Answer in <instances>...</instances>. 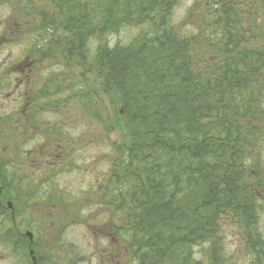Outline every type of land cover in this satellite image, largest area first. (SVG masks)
<instances>
[{"label":"trees","instance_id":"trees-1","mask_svg":"<svg viewBox=\"0 0 264 264\" xmlns=\"http://www.w3.org/2000/svg\"><path fill=\"white\" fill-rule=\"evenodd\" d=\"M181 1L0 4L17 25L36 20L25 53L59 54L79 69L70 97L117 135L98 191L114 216L126 211L123 221L131 222L121 232L129 264H238L216 238L234 222L255 264H264V0H193L192 21L176 25ZM124 28L138 32L110 46V35ZM62 80L43 81L32 104L60 111ZM0 178L6 201L13 183L6 173ZM204 244L205 262L194 251Z\"/></svg>","mask_w":264,"mask_h":264},{"label":"rangeland","instance_id":"rangeland-1","mask_svg":"<svg viewBox=\"0 0 264 264\" xmlns=\"http://www.w3.org/2000/svg\"><path fill=\"white\" fill-rule=\"evenodd\" d=\"M192 6L193 0L181 1L180 7L175 12L176 25H185L192 21L193 16L190 15ZM16 17L8 5L0 4V90H2L0 120L4 121L0 129V173L2 175L6 173L10 182L13 183L12 186H18L8 189L11 194L9 199L31 203L36 197L35 190L45 184L46 187L54 189L59 197L63 195L64 198L68 197L73 202L77 199L78 203L91 206L83 212L81 219L75 217V214H81L76 209L72 210L70 218L69 212L65 213L62 215L63 220H70L68 224L59 225L65 226L61 234L67 244L66 249L75 255L76 264H85L84 259L95 250L96 242H100L103 246L109 244L102 237L111 229L123 232V228L127 231L131 225V222H125L126 217L125 221L123 218L120 219L121 215L127 216L126 211L123 213L121 210L118 215L110 216L107 211L114 212V208L104 202H101V205L97 204L96 201V196L101 194H96L98 191V189L95 190L96 184L104 183L103 179L109 174V161H107L109 148L111 141L117 139V135L106 134V128L93 120L88 113L85 114L70 97V93L78 85V82L74 83L73 80H77L76 73L79 69L66 67L59 54L43 60V56L40 57L37 52H34V56L25 53V49L32 47L35 35L32 28L36 20L21 26L16 24ZM137 32V28H124L110 35L109 44L113 46L127 43ZM95 45L96 41L93 42V46ZM61 76H64L65 80L61 82V88L64 90L60 103L62 109L55 113L52 108L37 107L41 121H30L35 124L28 123L35 116L30 115L35 110L33 102L28 98H32L37 93L35 90L43 81L51 86L52 83L49 81L61 80ZM54 82L53 87H56ZM21 119L25 123L28 121L24 127L19 124ZM55 125L58 126V130H55ZM46 133L54 136L52 141L57 140L55 149H59V144L67 145L68 154L77 161L76 166L69 167L71 170L63 169L65 174L61 175L60 170L56 171L54 161L50 159L41 163L42 157L39 156L38 159V154L34 156L35 158L25 155L29 151H45L48 140ZM6 154H12L11 161H7ZM24 164L26 169L22 168L23 171H20V167ZM2 165L7 167L5 172L1 170ZM37 180L38 184L35 188L25 185L34 184ZM1 181L2 178H0ZM85 185L90 186L91 189H86ZM44 202H47V199ZM120 220L121 224L117 227L115 223ZM259 222L264 236V214H260ZM234 223L224 225L216 237L224 247L226 259L232 263L255 264L254 253L245 248L244 237ZM100 229L105 231L101 233ZM207 250L208 244L196 246L195 257L205 262ZM132 257L131 251L128 252L127 261L124 264H129ZM59 258L61 259V256Z\"/></svg>","mask_w":264,"mask_h":264},{"label":"flooded vegetation","instance_id":"flooded-vegetation-1","mask_svg":"<svg viewBox=\"0 0 264 264\" xmlns=\"http://www.w3.org/2000/svg\"><path fill=\"white\" fill-rule=\"evenodd\" d=\"M262 22L264 23V10H262ZM2 94V92H1ZM31 100V98H28ZM22 100V99H21ZM32 101V100H31ZM35 112H31L34 118L30 121H41L37 107L33 105ZM31 109V108H30ZM27 116V114H25ZM27 122L20 120V125L24 127ZM35 124V123H34ZM37 125V124H36ZM53 139L47 140L45 151L42 152H26L25 155L29 158L36 156L42 157L41 163L44 161H54L56 171L60 170L61 175L65 174L63 169H69L72 165L76 166L77 161L66 150L67 145L59 144L58 152L54 148L56 141ZM12 154H6L7 161H11ZM68 157V158H63ZM50 159V160H49ZM3 161H5L3 159ZM7 169V167L5 166ZM26 169V164L20 167V171ZM71 170V169H69ZM39 180V179H38ZM38 180L34 184H25L33 188L38 184ZM104 180V179H103ZM86 189H91L85 185ZM13 186L11 188H16ZM102 188V185H97L96 189ZM92 191V190H91ZM36 197L29 202L15 201L7 199L0 200V264H76L75 255L66 249L67 244L62 237L61 224H68L70 219L63 220L65 213L69 212V218L72 215V210H78L81 214H75L77 219L82 218L83 212L91 207L85 206L84 203H78L77 199L73 201L64 198L63 195L57 196L54 189H48L45 184L40 185L38 190H35ZM101 193L99 191L96 192ZM264 193V190H263ZM4 194V187H0V197ZM97 204L101 205L102 195L96 196ZM47 199V202H44ZM36 200V201H35ZM261 214H264V197L261 195ZM56 211H55V210ZM59 211V213L57 212ZM109 215H113L112 211H107ZM105 214V213H104ZM122 220V215L120 217ZM59 224H57V222ZM118 221L116 223L121 224ZM91 227V223H89ZM261 238L264 236L260 229ZM61 227V228H60ZM107 229V228H106ZM101 233L102 230L100 229ZM61 234V235H60ZM109 242L107 246H103L100 242H96L95 250L84 259L85 264H124L127 261L128 248L124 245L123 236L120 230H110L107 235L102 237ZM102 243V242H101ZM46 244V245H45ZM44 246H46L44 248ZM72 250V249H70ZM73 251V250H72ZM61 256V259L59 258ZM60 261V262H59ZM128 263V262H127Z\"/></svg>","mask_w":264,"mask_h":264},{"label":"water","instance_id":"water-1","mask_svg":"<svg viewBox=\"0 0 264 264\" xmlns=\"http://www.w3.org/2000/svg\"><path fill=\"white\" fill-rule=\"evenodd\" d=\"M123 113V110H121V114Z\"/></svg>","mask_w":264,"mask_h":264}]
</instances>
